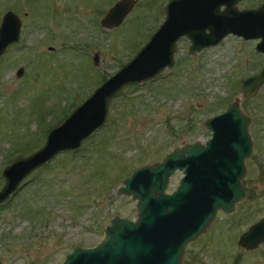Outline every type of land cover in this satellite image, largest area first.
Returning a JSON list of instances; mask_svg holds the SVG:
<instances>
[{
    "label": "rangeland",
    "instance_id": "1",
    "mask_svg": "<svg viewBox=\"0 0 264 264\" xmlns=\"http://www.w3.org/2000/svg\"><path fill=\"white\" fill-rule=\"evenodd\" d=\"M113 1L0 0V16L11 9L20 19L18 40L0 55V185L5 164L40 146L49 128L144 43L168 0H137L117 26L106 28L99 19ZM256 41L229 33L188 53L189 40L180 36L170 67L123 87L110 99L103 125L78 148L59 151L30 171L0 201V264H57L74 245L95 244L113 215L133 219L134 200L116 193L122 178L174 146L204 141L210 132L203 118L234 97L249 117L252 141L240 180L244 197L230 212L216 211L186 243L179 264H264V242L253 250L236 242L264 215V82L250 96L237 89L238 78L264 61ZM179 175L170 176L166 190Z\"/></svg>",
    "mask_w": 264,
    "mask_h": 264
},
{
    "label": "water",
    "instance_id": "2",
    "mask_svg": "<svg viewBox=\"0 0 264 264\" xmlns=\"http://www.w3.org/2000/svg\"><path fill=\"white\" fill-rule=\"evenodd\" d=\"M137 0H115L99 19L115 27ZM238 0H168L163 18L144 43L111 75L76 104L43 142L30 153L1 169L0 201L9 197L30 171L62 150H74L105 123L108 104L123 87L157 76L173 64L176 40L186 36L188 53L217 44L226 34L257 38L254 50L264 55V0L237 7ZM20 19L11 9L0 16V55L19 38ZM97 63L96 52L92 53ZM20 65L15 70L19 76ZM264 82V61L256 72L239 77L241 96H250ZM238 98L202 120L209 130L204 140L172 147L159 160L134 167L122 178L116 193L134 200L133 219L118 214L103 226L102 237L91 246L74 245L57 264H179L187 242L204 231L218 209L230 212L244 197L241 177L252 141ZM178 170L176 185L166 190ZM237 244L252 250L264 242V215L237 237Z\"/></svg>",
    "mask_w": 264,
    "mask_h": 264
},
{
    "label": "flooded vegetation",
    "instance_id": "3",
    "mask_svg": "<svg viewBox=\"0 0 264 264\" xmlns=\"http://www.w3.org/2000/svg\"><path fill=\"white\" fill-rule=\"evenodd\" d=\"M253 250V249H252Z\"/></svg>",
    "mask_w": 264,
    "mask_h": 264
}]
</instances>
